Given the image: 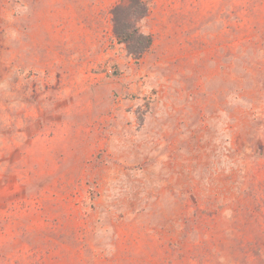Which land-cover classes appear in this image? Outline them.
<instances>
[{
    "label": "rangeland",
    "instance_id": "374dc122",
    "mask_svg": "<svg viewBox=\"0 0 264 264\" xmlns=\"http://www.w3.org/2000/svg\"><path fill=\"white\" fill-rule=\"evenodd\" d=\"M0 0V264H264V0Z\"/></svg>",
    "mask_w": 264,
    "mask_h": 264
},
{
    "label": "trees",
    "instance_id": "16d2710c",
    "mask_svg": "<svg viewBox=\"0 0 264 264\" xmlns=\"http://www.w3.org/2000/svg\"><path fill=\"white\" fill-rule=\"evenodd\" d=\"M143 0H127L112 9L114 34L119 43L125 44L130 55L140 60L153 46L151 35L142 32L139 23L149 13Z\"/></svg>",
    "mask_w": 264,
    "mask_h": 264
}]
</instances>
